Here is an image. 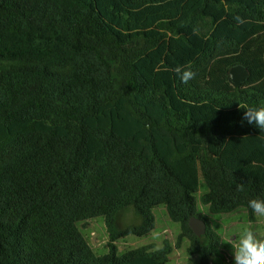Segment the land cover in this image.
Returning <instances> with one entry per match:
<instances>
[{"label":"trees","instance_id":"16d2710c","mask_svg":"<svg viewBox=\"0 0 264 264\" xmlns=\"http://www.w3.org/2000/svg\"><path fill=\"white\" fill-rule=\"evenodd\" d=\"M239 105L264 106V0H0V264H169L167 241L116 244L150 236L161 205L176 247L211 264L201 178L212 214L245 208L255 226L247 205L264 199V131ZM129 208L140 223L122 229ZM97 218L102 257L78 227Z\"/></svg>","mask_w":264,"mask_h":264},{"label":"rangeland","instance_id":"374dc122","mask_svg":"<svg viewBox=\"0 0 264 264\" xmlns=\"http://www.w3.org/2000/svg\"><path fill=\"white\" fill-rule=\"evenodd\" d=\"M206 192L207 188L201 178L200 191L196 194L198 213L209 220L213 229L221 237L220 250L212 256L211 264H234L232 247L227 243H222V234H231L241 224H250L248 213L245 208H239L231 214H212L209 207L201 201ZM154 214L157 222L154 232L145 238L129 236L117 241L119 255L150 245H152L151 250L158 251L163 248L164 242L167 241L172 247V252L169 255V264H199L200 259L198 256L188 255V242L186 240L183 241L181 248L176 247L181 227L170 220L165 205L156 208ZM139 223V218L136 217L134 210L131 208L120 213L118 218V226L122 229ZM255 224L256 229L264 233V223H261L257 217ZM78 227L97 256L102 257L109 253L108 244L110 238L104 218L79 223Z\"/></svg>","mask_w":264,"mask_h":264},{"label":"clouds","instance_id":"9594fccd","mask_svg":"<svg viewBox=\"0 0 264 264\" xmlns=\"http://www.w3.org/2000/svg\"><path fill=\"white\" fill-rule=\"evenodd\" d=\"M172 71L185 84L196 78V73L188 64H177ZM239 107L244 110L243 118L249 124L264 131V106L239 105ZM247 207L261 223H264V199H252ZM222 243L231 245L234 264H264V233L259 232L254 225L241 224L231 234H222Z\"/></svg>","mask_w":264,"mask_h":264},{"label":"water","instance_id":"95a60500","mask_svg":"<svg viewBox=\"0 0 264 264\" xmlns=\"http://www.w3.org/2000/svg\"><path fill=\"white\" fill-rule=\"evenodd\" d=\"M250 77L249 70L243 65L233 67L228 75L230 84L234 87H240ZM189 225L196 236L201 237L205 235L207 231V225L204 220L199 218H192Z\"/></svg>","mask_w":264,"mask_h":264}]
</instances>
